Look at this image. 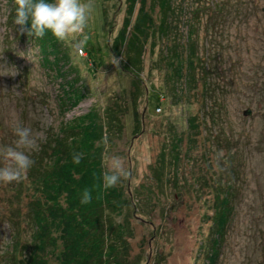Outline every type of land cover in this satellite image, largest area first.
<instances>
[{"label":"rangeland","instance_id":"rangeland-1","mask_svg":"<svg viewBox=\"0 0 264 264\" xmlns=\"http://www.w3.org/2000/svg\"><path fill=\"white\" fill-rule=\"evenodd\" d=\"M142 5L153 18V29L165 26L169 37L150 39L139 69L127 71L142 80L137 104L131 103L125 57L110 51L127 1L93 0L87 26L76 38L82 45L64 41L70 48L62 67L69 74L77 70L87 95L63 113L55 100L62 79L43 59L48 53L35 40L15 38L8 21L10 3L0 0V144H14L13 125L22 122L37 140L38 149L30 155L39 157L47 131L58 132L62 123L91 109L104 119L109 104L126 101L130 115L119 116L114 136L101 147L104 171L112 155L120 156L129 171L117 184L129 207L115 219L132 229L130 259L137 264H207L214 200L219 191H229L233 213L217 264H264V0H137L131 24ZM190 43L198 56L191 65L197 68V91L172 103L165 48L172 46L174 54L187 59ZM203 83L208 92L202 98ZM180 86L185 87L184 79ZM192 116L199 119L198 135L187 122ZM173 141L178 161L170 160ZM162 152L165 166L155 169ZM27 174L18 182H0L1 256L21 243L20 227L25 237L31 233L28 217L16 226L15 221L1 225L3 215L16 208L25 214L37 196Z\"/></svg>","mask_w":264,"mask_h":264},{"label":"trees","instance_id":"trees-1","mask_svg":"<svg viewBox=\"0 0 264 264\" xmlns=\"http://www.w3.org/2000/svg\"><path fill=\"white\" fill-rule=\"evenodd\" d=\"M126 1L127 15L118 35L110 44V51L115 57H125L122 67L130 75L129 71H137L142 64L144 50L150 39L155 43L158 37L163 42L169 37V30L159 25L155 31L153 18L143 5L136 14L135 22L131 24L130 16L135 11L137 0ZM7 3H10L8 21L14 25L15 38L20 41L35 40L42 52L48 53L43 59L56 68L62 79L55 96L59 111L64 113L74 109L87 95V89L77 70L74 69L69 74L62 68L63 62L68 59V42L57 40L50 32H46L42 38L22 33L20 26L14 23V0H7ZM188 50L187 59L176 54L177 67L174 61H170L169 56L167 58L170 60L163 65L167 70L166 88L172 103L181 102L192 90L197 91V68H192L191 65L198 56L193 51L192 43L188 45ZM155 63L161 64V60ZM184 66L186 72L183 70ZM130 76V98L135 106L141 96L142 80L139 76ZM183 79L185 87H178ZM207 92L206 83H203L202 98ZM103 113L106 115L104 119L96 109H91L69 122L62 123L58 132H46L47 139L40 144L41 155L31 157L35 163L29 170L33 173L27 174L31 181L28 186L33 187L34 193H38L37 196L29 201L25 214L16 208L9 212L10 215H3L1 218V225L15 221L12 225L16 226L19 225L18 219L28 217L31 233L25 237V229L19 228L22 241L6 255L1 256L0 253L1 264H137L129 256L127 237L132 235V229L115 219L129 207V200L117 185L103 189L101 179L105 172L101 144L108 137L114 136L115 125L120 123L119 116L130 115L129 106L126 101L116 100ZM133 115L136 117L134 112ZM198 121V116L187 120L195 135H198ZM171 150L173 155L170 160L178 161V148L174 141ZM74 153L83 154L79 164L73 162ZM166 161L167 158L162 152L157 157L155 169L157 166L164 167ZM85 188L92 190V200L88 204L81 203ZM228 192L222 194L219 191L214 200L215 213L204 255L207 264H217L220 247L233 213Z\"/></svg>","mask_w":264,"mask_h":264},{"label":"clouds","instance_id":"clouds-1","mask_svg":"<svg viewBox=\"0 0 264 264\" xmlns=\"http://www.w3.org/2000/svg\"><path fill=\"white\" fill-rule=\"evenodd\" d=\"M14 23L20 26L22 33L38 38L50 32L59 41L72 40L83 34L90 14L93 0H14ZM83 41H76L79 48ZM16 137L14 144H0V182L20 181L33 166L35 161L30 153L38 149L33 130L22 122L13 125ZM82 153L73 154V162L79 164ZM129 171L124 160L117 155L107 158V170L102 174L103 189L115 187L121 179H126ZM92 200V190L85 188L82 192V204Z\"/></svg>","mask_w":264,"mask_h":264},{"label":"flooded vegetation","instance_id":"flooded-vegetation-1","mask_svg":"<svg viewBox=\"0 0 264 264\" xmlns=\"http://www.w3.org/2000/svg\"><path fill=\"white\" fill-rule=\"evenodd\" d=\"M171 57V61L176 62L178 59L176 57V54H174L173 50H172V46H171V50H168V45L165 48V56L164 57Z\"/></svg>","mask_w":264,"mask_h":264},{"label":"water","instance_id":"water-1","mask_svg":"<svg viewBox=\"0 0 264 264\" xmlns=\"http://www.w3.org/2000/svg\"><path fill=\"white\" fill-rule=\"evenodd\" d=\"M251 114L250 110H247L246 112H244V115L249 116Z\"/></svg>","mask_w":264,"mask_h":264}]
</instances>
